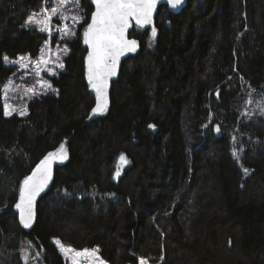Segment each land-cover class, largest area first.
<instances>
[{
	"label": "trees",
	"instance_id": "trees-1",
	"mask_svg": "<svg viewBox=\"0 0 264 264\" xmlns=\"http://www.w3.org/2000/svg\"><path fill=\"white\" fill-rule=\"evenodd\" d=\"M44 3L0 0V264H21L24 241L42 264H66L57 240L96 248L108 264H264V0H187L179 13L161 5L155 36L131 30L137 49L96 116L83 41L93 5L81 0L75 35L54 32L67 52L53 91L6 116L11 61L36 57L47 40L26 24ZM61 144L67 158L27 231L20 184Z\"/></svg>",
	"mask_w": 264,
	"mask_h": 264
},
{
	"label": "snow or ice",
	"instance_id": "snow-or-ice-1",
	"mask_svg": "<svg viewBox=\"0 0 264 264\" xmlns=\"http://www.w3.org/2000/svg\"><path fill=\"white\" fill-rule=\"evenodd\" d=\"M53 3L55 6L51 7L50 11L47 8L41 10V16L43 18L39 19V22L33 20V17L37 16L33 13L29 17L26 24L34 27H38L41 32H50V21L52 17H58L60 19H71L73 23H80L83 21V16L81 15L82 6L81 0H45V3ZM166 2L172 7H177L181 0H166ZM90 3L95 5V11L91 14V21L86 22V28L83 32V41L89 46L90 51L87 56L88 65V81L91 87L96 93V106L92 109L93 113L104 112L107 110V81L111 76L116 74V67L119 63L120 57L126 53L135 52L137 48L136 40H129L126 33L130 27H134L131 24V20H135L136 26H143L151 24L152 14L156 9L158 0H90ZM71 5V7H68ZM64 36H74L75 33L65 26L60 29ZM152 34L155 36L156 29L153 27ZM47 43V42H46ZM43 52V49L41 50ZM4 62H8V58L5 56L3 58ZM43 60V57H41ZM23 58L19 62L22 67H27V65L22 63ZM44 64H47V60H43ZM63 68V64L59 65ZM39 75V71L36 73ZM5 87V93L7 92L8 86ZM51 85L44 83L42 85L43 89L50 88ZM27 95V93H25ZM33 92L32 95H36ZM5 100L8 99L5 94ZM248 103H252L251 100ZM261 103H264V98H262ZM5 103L4 105V115H11L15 108H11ZM261 111L264 112V107H261ZM20 115H25L24 111L19 113ZM150 127H152L150 125ZM217 131L219 128L217 127ZM235 141V137H233ZM242 151V149H240ZM232 154L234 157L239 156V152L234 147L232 149ZM66 153L64 151L63 144L56 152H51L42 159L39 164L36 165L35 170L30 176L25 177L22 185L20 187V202L16 204V208L20 209V222L25 228H28L32 220V207L33 202L47 186V182L51 179V164L54 159H66ZM120 159L127 162L121 155ZM245 174L248 173V169H244ZM118 174V173H117ZM60 245L62 253H74L71 257L73 264H76L77 257H98V249L88 250H75L70 246L65 247L61 244L59 240L56 241ZM40 253L37 252V256ZM25 264L27 262L25 261ZM100 264H103L102 259ZM140 264H147L144 258H141Z\"/></svg>",
	"mask_w": 264,
	"mask_h": 264
},
{
	"label": "rangeland",
	"instance_id": "rangeland-1",
	"mask_svg": "<svg viewBox=\"0 0 264 264\" xmlns=\"http://www.w3.org/2000/svg\"><path fill=\"white\" fill-rule=\"evenodd\" d=\"M55 6L53 3H44L43 7L36 13L37 16L33 17V20L37 23L39 22V19L43 18L41 14V10L43 8H47L49 11L51 7ZM68 7H71L69 5ZM31 13L29 15L32 16ZM27 18V21L29 19ZM76 23H73L71 19H60L58 17H52L50 21V32L51 35H49V32H44L45 36L47 37V40L43 43V46L40 49L39 54L31 58L28 55L19 56L16 59L11 61V64L14 66V72L11 77L7 80V82L3 85V104L7 103L11 108H15L16 111H13L12 114L17 113L19 114L21 111L26 112L25 109V101L35 97L40 96L44 93H50L53 91V89L47 88L43 89L42 85L44 83L50 84L49 77L53 76L58 72L60 69L59 65L63 64V58L66 55V45L64 43H61V41H57V43L53 42L54 40V32H60V29L64 28L65 26H68L69 28L74 27ZM28 25V24H27ZM30 26V25H28ZM37 30H39L38 27H36ZM40 31V30H39ZM67 36H64V34H58L57 38L59 40L65 39ZM47 42V43H46ZM43 49V52L41 51ZM41 57H43V60H47L48 63L44 64L43 60H41ZM23 58L22 63L27 65V67H22L20 63H12V62H19L20 59ZM37 71H39V75H37ZM9 82H11L10 86L7 88V92L5 93V87L6 85H9ZM33 92H36V95H32ZM27 93V95L25 94ZM5 94L7 95L8 99L5 100ZM20 115V114H19ZM9 116V115H8ZM64 146V145H63ZM60 148V147H59ZM58 148V149H59ZM55 150L54 152H56ZM64 151L67 156V151L64 146ZM125 158V157H124ZM66 159H54L55 163H60L65 161ZM127 161V159L125 158ZM127 163V162H126ZM124 161H122L119 157L117 159L116 165H117V172L116 175L118 176L121 172L123 167L126 165ZM118 173V174H117ZM56 243V241H54ZM57 244V243H56ZM23 245V246H22ZM21 264H25V261L27 264H42L40 261V255L37 256V252L41 254V251L37 250L35 248V245L31 243L30 241H27L25 243L21 242ZM57 246L60 249V252L66 261V264H73V261L71 257L74 255V253H62L60 245L57 244ZM96 248H90L88 250H93ZM79 251V250H77ZM102 259L103 264H108L98 253V257H77L76 264H100V260ZM147 264H151L148 260H146ZM140 264V261H139Z\"/></svg>",
	"mask_w": 264,
	"mask_h": 264
},
{
	"label": "water",
	"instance_id": "water-1",
	"mask_svg": "<svg viewBox=\"0 0 264 264\" xmlns=\"http://www.w3.org/2000/svg\"><path fill=\"white\" fill-rule=\"evenodd\" d=\"M186 4H187V0H181V3H180L177 7L172 8V7L166 2V0H158V3H157V6H156V9L153 11V14H152V22H151V24L143 25V26L141 27V26H136V25H135V20H134V19H132L130 22H131L132 25H134V27H138V28H141V29H146V28H152V29H153V27L155 26V18H156V15H157V11H158V9H159V7H160L161 5H166V6H167V9H168L170 12H172V13H179V12H180V11L186 6ZM92 5H93V10H92V12H93V11H95V5H94V4H92ZM92 12H91V14H92ZM91 14H90V18H89V21H88V22L91 21ZM134 27H130L129 30H128V32L126 33L127 38H128L129 40H135L133 37H131V36L129 35L130 32H131V30H132ZM85 46H86V49H87V56H88V52L90 51V48H89V46L86 45V44H85ZM136 49H137V48H136ZM133 53H134V52L126 53L125 55H123V56L120 57L119 63H118V65H117V67H116V74H115L114 76H111V77L108 79V81H107V89H106L107 106H108V104H109V100H110V92H111V88H112V81H113V79H115V78L117 77V75L119 74V71H120V68H121V65H122L123 60H124L126 57H128L129 55L133 54ZM86 66H87V77H88L87 58H86ZM92 89H93V88H92ZM93 91H94V93H95V90H94V89H93ZM95 95H96V93H95ZM95 106H96V101H95V105L93 106V108H95ZM93 108H92V109H93ZM101 113H103V112L93 113L92 110H91V116H96V115H99V114H101ZM216 130H217V127H216ZM40 161H41V160H40ZM40 161H39V162H40ZM39 162H38L37 164H39ZM37 164H36V165H37ZM55 164H56V163H55L54 160H53V161H52V164H51V179L48 180V182H47V186L44 188V190H43L38 196H36V198H35V200H34V202H33V207H32V214H33V215H32L31 224H30V226H29L28 228H25V227L23 226V224L20 222V209H17V208H16V210H17V212H18L19 222H20L21 225L24 227V229H26L27 231H29V230L32 228V226L34 225V223H35V221H36V215H37V214H36V209H37V204H38L39 199L47 193V191L50 189V187H51V185H52V180H53V173H54V166H55ZM36 165L32 168V170H31V172H30V174H29L28 176H30V175L32 174V172L35 170ZM23 181H24V180H23ZM23 181H22V182H23ZM21 185H22V183L20 184V187H21ZM20 187H19V198H18V202H17V203L20 202Z\"/></svg>",
	"mask_w": 264,
	"mask_h": 264
}]
</instances>
